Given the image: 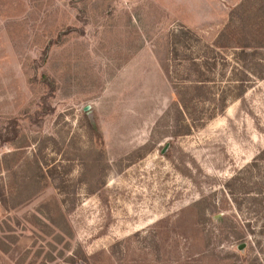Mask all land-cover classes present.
I'll use <instances>...</instances> for the list:
<instances>
[{
  "label": "rangeland",
  "instance_id": "obj_1",
  "mask_svg": "<svg viewBox=\"0 0 264 264\" xmlns=\"http://www.w3.org/2000/svg\"><path fill=\"white\" fill-rule=\"evenodd\" d=\"M0 264H264V0H0Z\"/></svg>",
  "mask_w": 264,
  "mask_h": 264
},
{
  "label": "trees",
  "instance_id": "obj_2",
  "mask_svg": "<svg viewBox=\"0 0 264 264\" xmlns=\"http://www.w3.org/2000/svg\"><path fill=\"white\" fill-rule=\"evenodd\" d=\"M251 47H252V46H250V44H248L247 46H242V51H241L240 53H238V57H239V58H242V63H244V64H243L244 68H247V66H246L245 63H247V62L249 61V59L255 57V52L249 50ZM241 55H242V56H241ZM244 72H245V70H244ZM245 73H247V72H245ZM249 75H250V74H249ZM260 77H262V75H260ZM247 78H248V75L245 74L244 77L241 79V83H240V86H239V89H240L241 93H240L239 97H241V95H242V85H244V84H248V83H246L247 80H248ZM244 86H245V85H244ZM243 91H244V90H243ZM244 92H245V91H244ZM188 129H189V130H187V131H190V128H188ZM54 225H55V224H54ZM55 226L57 227V225H55Z\"/></svg>",
  "mask_w": 264,
  "mask_h": 264
}]
</instances>
